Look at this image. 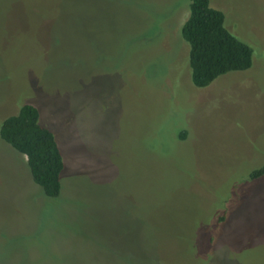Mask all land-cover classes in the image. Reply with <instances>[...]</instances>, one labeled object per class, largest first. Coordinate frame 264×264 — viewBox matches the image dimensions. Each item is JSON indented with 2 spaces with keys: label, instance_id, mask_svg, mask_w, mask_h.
I'll use <instances>...</instances> for the list:
<instances>
[{
  "label": "rangeland",
  "instance_id": "rangeland-1",
  "mask_svg": "<svg viewBox=\"0 0 264 264\" xmlns=\"http://www.w3.org/2000/svg\"><path fill=\"white\" fill-rule=\"evenodd\" d=\"M210 4L253 63L198 87L190 0H0V126L66 161L49 197L0 137V264H264V0Z\"/></svg>",
  "mask_w": 264,
  "mask_h": 264
},
{
  "label": "trees",
  "instance_id": "trees-1",
  "mask_svg": "<svg viewBox=\"0 0 264 264\" xmlns=\"http://www.w3.org/2000/svg\"><path fill=\"white\" fill-rule=\"evenodd\" d=\"M181 34L189 44L191 79L198 87L208 86L221 74L245 70L253 63L250 45L228 30L224 12L212 7L210 0H190L189 15L182 24ZM185 128L177 129L178 141L187 140ZM0 137L26 156L31 178L43 192L49 197H58L66 161L56 134L40 122L38 107L22 104L16 114L2 121ZM263 177L264 164L248 173L249 181Z\"/></svg>",
  "mask_w": 264,
  "mask_h": 264
}]
</instances>
